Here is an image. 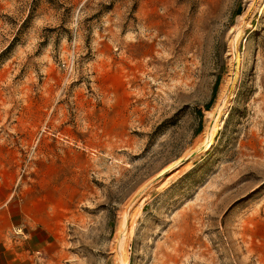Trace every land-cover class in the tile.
Listing matches in <instances>:
<instances>
[{"label": "rangeland", "instance_id": "obj_1", "mask_svg": "<svg viewBox=\"0 0 264 264\" xmlns=\"http://www.w3.org/2000/svg\"><path fill=\"white\" fill-rule=\"evenodd\" d=\"M0 264H264V0H0Z\"/></svg>", "mask_w": 264, "mask_h": 264}, {"label": "trees", "instance_id": "obj_2", "mask_svg": "<svg viewBox=\"0 0 264 264\" xmlns=\"http://www.w3.org/2000/svg\"><path fill=\"white\" fill-rule=\"evenodd\" d=\"M239 11H240V9L238 10V12ZM222 84H223L222 77L216 76L214 78V81H213L212 86H211L210 96H209L208 100L203 104L204 109H207L211 106L212 101L217 97L218 93L220 92ZM229 87H230V80L228 81V83L226 84L225 88L223 89L221 95L219 96V99H218V102L215 106L213 115L207 119L206 123L204 124L202 122V117L199 118V120L197 122L196 131H199L201 128H204L205 138L203 137L202 144L197 149H195L196 152L205 148V146L207 145V143L211 139V136L215 132L214 116L217 114L218 110L220 109L221 104L227 95ZM129 222H130V218L128 219V223Z\"/></svg>", "mask_w": 264, "mask_h": 264}]
</instances>
